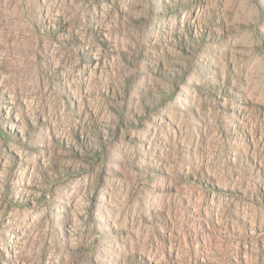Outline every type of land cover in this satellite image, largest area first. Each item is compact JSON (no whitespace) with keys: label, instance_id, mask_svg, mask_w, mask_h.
Masks as SVG:
<instances>
[{"label":"rangeland","instance_id":"374dc122","mask_svg":"<svg viewBox=\"0 0 264 264\" xmlns=\"http://www.w3.org/2000/svg\"><path fill=\"white\" fill-rule=\"evenodd\" d=\"M0 264H264V0H0Z\"/></svg>","mask_w":264,"mask_h":264},{"label":"bare ground","instance_id":"6f19581e","mask_svg":"<svg viewBox=\"0 0 264 264\" xmlns=\"http://www.w3.org/2000/svg\"><path fill=\"white\" fill-rule=\"evenodd\" d=\"M11 238V237H10Z\"/></svg>","mask_w":264,"mask_h":264}]
</instances>
